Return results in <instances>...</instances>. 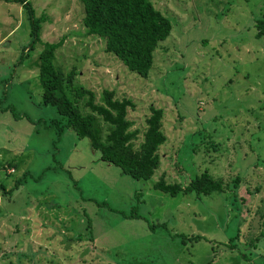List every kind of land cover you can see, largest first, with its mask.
<instances>
[{"label":"rangeland","instance_id":"obj_1","mask_svg":"<svg viewBox=\"0 0 264 264\" xmlns=\"http://www.w3.org/2000/svg\"><path fill=\"white\" fill-rule=\"evenodd\" d=\"M29 1L40 39L61 40L53 62L74 70L72 84L97 101L103 88L129 97L135 143L149 104L161 107L166 138L147 179L102 160L41 103V44L28 45L23 7L0 0V264H264V0H151L171 28L145 76L86 32L80 0ZM203 170L221 190L153 187Z\"/></svg>","mask_w":264,"mask_h":264},{"label":"trees","instance_id":"obj_2","mask_svg":"<svg viewBox=\"0 0 264 264\" xmlns=\"http://www.w3.org/2000/svg\"><path fill=\"white\" fill-rule=\"evenodd\" d=\"M3 1L16 2L23 7L30 28L28 45L33 46L36 42L41 44L37 53L41 103L53 105L65 117L64 124L71 127L77 136L87 137L90 146L98 150L102 160L117 165L121 172L133 178H149L159 164L158 147L166 138L161 129L162 108L149 104L141 139L135 143L139 129L132 127V121L127 117V108L133 106V101L126 96L116 97L107 88L101 89L97 101L91 89L73 85L74 70L63 72L53 62L55 49L61 40L40 39L42 16L34 15L30 1ZM80 1L83 7L81 21L86 32L100 36L105 51L116 56L129 70L145 76L152 64L154 48L170 31L169 18L151 0ZM255 26L256 36L264 34V15L256 19ZM20 57L21 52L18 61ZM67 89L71 91V96ZM82 97H85L83 104L87 107L86 112L80 111L77 106ZM51 123L57 127V132L60 131L61 124L58 125L56 119H52ZM19 181V178L15 179V185ZM153 187L174 195L191 191L206 193L221 190L223 186L221 179L203 170L184 184L166 181L160 175L153 182ZM0 188L3 189V185L0 184ZM192 237L197 238L199 235L193 234ZM233 237L230 236L225 242L229 247H235ZM247 242L254 244L253 239H247Z\"/></svg>","mask_w":264,"mask_h":264}]
</instances>
